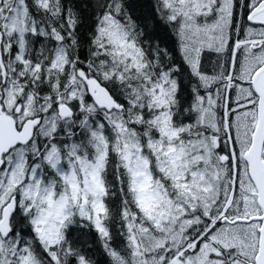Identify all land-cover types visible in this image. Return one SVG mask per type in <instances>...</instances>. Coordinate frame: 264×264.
<instances>
[{"label":"snow or ice","instance_id":"obj_1","mask_svg":"<svg viewBox=\"0 0 264 264\" xmlns=\"http://www.w3.org/2000/svg\"><path fill=\"white\" fill-rule=\"evenodd\" d=\"M84 8L0 0V264H264V0Z\"/></svg>","mask_w":264,"mask_h":264},{"label":"trees","instance_id":"obj_2","mask_svg":"<svg viewBox=\"0 0 264 264\" xmlns=\"http://www.w3.org/2000/svg\"><path fill=\"white\" fill-rule=\"evenodd\" d=\"M90 0H72V3L80 10L81 15L84 19V24L80 27L79 31L81 33V40L83 42L87 41L86 33L90 30L91 26V15L88 10L84 8L86 3H89ZM137 3H142L144 5H148L151 3V0H137ZM160 35H164V30L161 29ZM174 40V37L171 38ZM169 46H171V42L169 41ZM214 60L215 57L213 56ZM213 65L211 63L206 64V68L208 71L212 70ZM19 210V211H18ZM20 209H17L12 216V223L14 225V231H22L24 234H28L30 232V228H26L23 226V214ZM19 214V215H18ZM18 215V216H17ZM16 220V221H15ZM72 239L78 240L81 242L86 241L89 247L91 248L92 253H94L95 259L98 261V264H107V258L103 254L99 242L96 239L95 235L89 233L88 230H81L78 226H74V230L72 232Z\"/></svg>","mask_w":264,"mask_h":264},{"label":"bare ground","instance_id":"obj_3","mask_svg":"<svg viewBox=\"0 0 264 264\" xmlns=\"http://www.w3.org/2000/svg\"><path fill=\"white\" fill-rule=\"evenodd\" d=\"M18 211H19V210H18ZM20 213H21V212H20ZM18 215H19V214H18ZM18 215H17V216H18ZM12 219H13V218H12ZM15 221H16V220H15Z\"/></svg>","mask_w":264,"mask_h":264}]
</instances>
